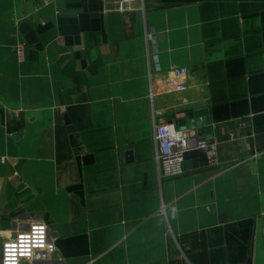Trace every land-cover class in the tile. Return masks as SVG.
Masks as SVG:
<instances>
[{
  "label": "crops",
  "instance_id": "crops-1",
  "mask_svg": "<svg viewBox=\"0 0 264 264\" xmlns=\"http://www.w3.org/2000/svg\"><path fill=\"white\" fill-rule=\"evenodd\" d=\"M37 221L21 264H264V0H0V243Z\"/></svg>",
  "mask_w": 264,
  "mask_h": 264
},
{
  "label": "built area",
  "instance_id": "built-area-1",
  "mask_svg": "<svg viewBox=\"0 0 264 264\" xmlns=\"http://www.w3.org/2000/svg\"><path fill=\"white\" fill-rule=\"evenodd\" d=\"M25 42H19L16 45V53L20 61L25 58ZM159 66L158 64H156ZM188 72L187 67H174L172 73L176 77H182ZM186 88L183 82L175 85L177 91H182ZM155 138L158 145L156 159L159 165V175L163 177H175L183 173L182 164L186 152L190 150V137L187 131L176 128L170 123H159L155 127ZM196 146L200 149L206 150L207 158L210 164H215L217 160L218 143L207 142L204 139H199ZM36 229L43 228L42 238L44 247H32L31 255H20L19 248L17 250V264H21L28 260H46L50 257L53 249V244L48 239V228L44 222H34L27 230L19 232L13 237H9L1 243L0 250L2 256V263L5 264L6 245L17 244L23 241L29 247L32 241L36 238ZM48 245L52 246L49 251Z\"/></svg>",
  "mask_w": 264,
  "mask_h": 264
},
{
  "label": "clouds",
  "instance_id": "clouds-1",
  "mask_svg": "<svg viewBox=\"0 0 264 264\" xmlns=\"http://www.w3.org/2000/svg\"><path fill=\"white\" fill-rule=\"evenodd\" d=\"M172 212L175 213L176 209H172ZM34 231L37 233L36 238L32 241L31 246L29 247L23 241L20 242L19 245L11 244L6 245V258L5 264H17V250L19 248L20 255H31L32 247H44V242L42 238L43 228L36 229L34 227ZM8 232L7 229H0V237H3ZM10 235V234H9ZM49 251H51L52 246L48 245Z\"/></svg>",
  "mask_w": 264,
  "mask_h": 264
},
{
  "label": "water",
  "instance_id": "water-1",
  "mask_svg": "<svg viewBox=\"0 0 264 264\" xmlns=\"http://www.w3.org/2000/svg\"><path fill=\"white\" fill-rule=\"evenodd\" d=\"M20 31L25 35V38L27 40L28 43H32L34 44L36 42V39L34 38V33L32 32V29L25 23L21 24L20 27ZM202 112L201 111H195V112H189L187 113V119L189 120V123H187L186 118L181 119V128H187L188 124H190L191 126H196L197 121H195V119H197L199 115H201Z\"/></svg>",
  "mask_w": 264,
  "mask_h": 264
},
{
  "label": "rangeland",
  "instance_id": "rangeland-1",
  "mask_svg": "<svg viewBox=\"0 0 264 264\" xmlns=\"http://www.w3.org/2000/svg\"><path fill=\"white\" fill-rule=\"evenodd\" d=\"M17 45V44H16ZM16 47V46H15ZM0 245H1V243H0Z\"/></svg>",
  "mask_w": 264,
  "mask_h": 264
}]
</instances>
